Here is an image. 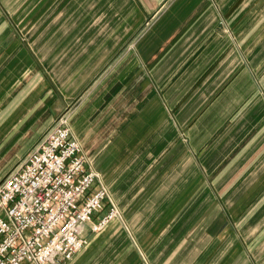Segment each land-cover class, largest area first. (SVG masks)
<instances>
[{
  "label": "crops",
  "instance_id": "crops-1",
  "mask_svg": "<svg viewBox=\"0 0 264 264\" xmlns=\"http://www.w3.org/2000/svg\"><path fill=\"white\" fill-rule=\"evenodd\" d=\"M60 117L121 221L57 264H264V0H0V183Z\"/></svg>",
  "mask_w": 264,
  "mask_h": 264
},
{
  "label": "built area",
  "instance_id": "built-area-1",
  "mask_svg": "<svg viewBox=\"0 0 264 264\" xmlns=\"http://www.w3.org/2000/svg\"><path fill=\"white\" fill-rule=\"evenodd\" d=\"M86 164L81 144L60 117L18 170L0 183V264L69 261L87 245L88 224L97 233L119 217Z\"/></svg>",
  "mask_w": 264,
  "mask_h": 264
},
{
  "label": "rangeland",
  "instance_id": "rangeland-1",
  "mask_svg": "<svg viewBox=\"0 0 264 264\" xmlns=\"http://www.w3.org/2000/svg\"><path fill=\"white\" fill-rule=\"evenodd\" d=\"M118 221H121V215H120V212H119V217L117 218Z\"/></svg>",
  "mask_w": 264,
  "mask_h": 264
}]
</instances>
